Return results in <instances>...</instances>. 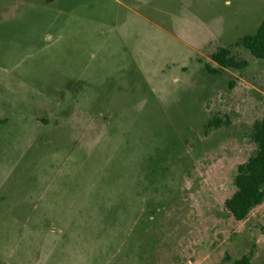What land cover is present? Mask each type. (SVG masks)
Segmentation results:
<instances>
[{
  "label": "rangeland",
  "instance_id": "1",
  "mask_svg": "<svg viewBox=\"0 0 264 264\" xmlns=\"http://www.w3.org/2000/svg\"><path fill=\"white\" fill-rule=\"evenodd\" d=\"M262 22L264 0H0V264H264V202L225 205ZM221 48L249 66L210 74Z\"/></svg>",
  "mask_w": 264,
  "mask_h": 264
},
{
  "label": "trees",
  "instance_id": "2",
  "mask_svg": "<svg viewBox=\"0 0 264 264\" xmlns=\"http://www.w3.org/2000/svg\"><path fill=\"white\" fill-rule=\"evenodd\" d=\"M52 3L55 0H44ZM237 46L246 49L253 57L264 61V22L254 34L243 37ZM216 68L206 66L212 75H219L225 70L241 71L249 66V62L232 55L230 48H221L211 55ZM222 121L215 120L208 124L207 129L219 127ZM253 141L257 146L256 153L244 164L240 165L235 177L236 191L225 205L236 221H244L251 211L264 202V114L254 125ZM234 264H252L250 256H243Z\"/></svg>",
  "mask_w": 264,
  "mask_h": 264
}]
</instances>
